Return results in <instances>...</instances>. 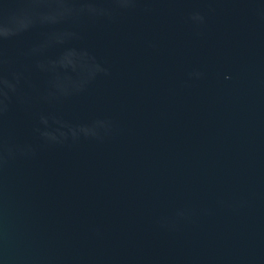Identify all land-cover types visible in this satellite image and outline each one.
<instances>
[{
	"label": "water",
	"instance_id": "95a60500",
	"mask_svg": "<svg viewBox=\"0 0 264 264\" xmlns=\"http://www.w3.org/2000/svg\"><path fill=\"white\" fill-rule=\"evenodd\" d=\"M0 264H264V0H0Z\"/></svg>",
	"mask_w": 264,
	"mask_h": 264
}]
</instances>
